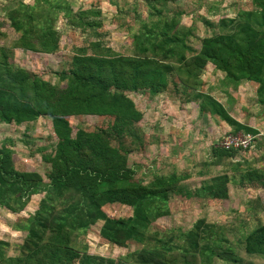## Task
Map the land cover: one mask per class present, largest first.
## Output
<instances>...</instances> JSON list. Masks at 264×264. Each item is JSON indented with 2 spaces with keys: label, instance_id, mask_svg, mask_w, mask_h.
<instances>
[{
  "label": "trees",
  "instance_id": "obj_1",
  "mask_svg": "<svg viewBox=\"0 0 264 264\" xmlns=\"http://www.w3.org/2000/svg\"><path fill=\"white\" fill-rule=\"evenodd\" d=\"M141 1L149 13L137 30H131V53H114L97 38L89 41L93 52L88 53L86 47L76 50L65 72V87L15 65L12 57L16 50L44 56L58 52L59 17L71 27L98 37L100 23L91 16L99 17L100 12H75L67 0H33L32 4L13 0L3 4L1 17L15 38L0 45V122L21 126L48 118L57 142L50 158L49 182L37 172L17 170L11 151L0 147V207L21 213L32 196L42 194L27 222L14 226L26 233L19 253L8 256L9 243L0 239V264H213L214 259L241 263L221 226L198 219L187 231L159 232L152 231L150 225L170 214L172 195L226 200L227 184L236 179L234 173H238L240 186L264 190V167L241 171L238 161L231 167L232 176H214L191 190L182 183L188 178L186 174H156L148 183L136 180L127 157L146 143L140 128L143 114L125 92L165 93L173 74L177 81L172 82L195 91L200 108L228 124L232 133L255 136V129L235 121L223 104L202 91L201 75L210 63L228 86L253 82L257 85L256 102L264 105V0H252L250 10H237L234 16L220 17L216 23L202 19L204 27L214 32L198 37L197 48L190 41L197 37L193 28L178 26L183 12L163 9L177 0ZM0 36L5 34L0 32ZM89 115L114 122L90 130L78 127L73 132L68 119ZM237 151L212 149L213 164L221 165ZM113 203H126L131 214L112 220L103 207ZM97 222H102L98 232L101 239L117 247L134 242L140 249L117 259L89 253L78 238ZM239 244L247 256L263 258L264 224L248 231Z\"/></svg>",
  "mask_w": 264,
  "mask_h": 264
},
{
  "label": "rangeland",
  "instance_id": "obj_2",
  "mask_svg": "<svg viewBox=\"0 0 264 264\" xmlns=\"http://www.w3.org/2000/svg\"><path fill=\"white\" fill-rule=\"evenodd\" d=\"M9 1L13 0H0V32L5 34V37L0 36V45L8 44L15 38L8 22L1 17L3 4ZM21 1L33 3V0ZM67 1L75 12L79 10L100 12L99 17L91 16L100 23L97 28V34L100 36L96 37L89 31L73 28L59 17L56 24L61 34L58 52L44 56L16 50L17 53L15 52L12 57L15 65L59 87L66 85L68 75L65 72L69 70L76 50L86 47L88 53L93 52V49L88 47L89 41L97 38L103 46L110 48L114 53H131L133 34L131 30H137L140 27V21H146L149 13L141 0ZM251 8L252 0H177L174 5L163 6V9L168 12L175 10L183 12L179 16L178 26L193 28L192 33L197 37L190 38V41L195 48L199 45L198 37L214 32L213 29L204 27L202 19L216 23L220 17H232L237 10ZM214 71H209L206 79L202 81V91L212 95L214 90L209 89L211 88L209 83H212L218 89V91L215 90L217 98L222 100L225 95L220 93V89L229 90L230 87L224 83L223 79H219L220 73ZM172 80L177 81L173 74H170L168 90L159 95L151 96L146 91L125 92L137 110L143 114L140 128L142 136L146 139L141 149H133L127 157L128 167L135 170L134 178L148 183L156 174L172 172L186 174L188 178L182 183L191 190L201 185L200 183L208 182L214 175L232 176L231 167L236 162L227 159L223 160L220 166H213L212 160L210 161L211 150L219 149L217 147L219 140L225 134L232 132L221 130L218 126L220 120L200 108L195 91L185 90L182 85ZM247 93L252 94L253 88H248ZM187 98L192 100L188 102L189 104L184 102ZM247 101L246 110H251L253 115H257L256 121L264 127V121L260 122L264 120L260 117L264 105H255L252 98H248ZM68 120L73 132L78 127L90 130L97 126L106 127L114 122L111 118L90 115L71 117ZM259 133L258 136H254L251 149L235 153V158L240 160L238 170L264 167V130L260 129ZM56 142L57 139L48 118L41 117L35 122L21 126L0 122V147H7L11 151L15 168L19 171L37 172L45 182L50 181V158ZM255 144L258 145L256 151L253 150ZM234 174L236 179L228 184L229 196L226 200H194L172 195L169 202L170 214L155 220L151 223L150 229L159 232L170 229L187 231L198 219H203L208 224L223 227L221 232L236 249V254L241 257L240 264H264V257L247 256L239 244L243 235L252 228L264 224V192L246 190L238 184V173ZM41 197L42 194L32 196L21 213H12L0 207V239L9 243V247L6 248L8 256L19 253V246L26 234L15 230V224L27 222L28 217L38 208ZM103 210L114 221L124 219L131 214V208L126 203L108 204L103 207ZM101 224L102 222L95 223L78 238L79 242L87 246L89 253L117 259L119 256L140 249L141 246L134 242H128L125 247H117L101 239L98 234ZM214 260L213 264H227L221 260Z\"/></svg>",
  "mask_w": 264,
  "mask_h": 264
},
{
  "label": "crops",
  "instance_id": "obj_3",
  "mask_svg": "<svg viewBox=\"0 0 264 264\" xmlns=\"http://www.w3.org/2000/svg\"><path fill=\"white\" fill-rule=\"evenodd\" d=\"M15 52L17 53V51H15ZM213 70H215L214 72L217 71L212 64L207 63L206 66H205L204 71L202 72L201 80L204 81L206 79V77L208 76V72L209 71H213ZM217 72L220 73L219 71H217ZM220 75L221 76H220L219 79L222 80L223 79V75L221 73H220ZM209 85H211V88H209V89L210 90H214L213 91V94L214 95L212 94L213 96L212 95L211 96L214 97L217 101H219L221 104L224 105V107L227 110L228 114L235 121H237L238 123H240L242 125L249 126V127L253 128V129H255L258 132L255 136H258V134H260L259 133L260 132V129L261 130H264V127L261 126V124H259V122L256 121L257 115H253L252 112H251V110H248V111L246 110V108H247V105L246 104L248 102L247 101L248 98L254 99L255 105H259L256 102V94H255V92H256L257 85L255 83L249 82V81H241L237 85H229V86L227 85L228 87H230L229 90H227V88L224 89L223 91L220 89V93H223L225 95L224 99H222L223 101L222 100H219L217 98V92L215 91V90L218 91L217 87H215V85L212 84V83H209ZM251 87L253 88V93L252 94H249V93H247V89L248 88L251 89ZM186 104H189V103L186 102ZM262 109H264V107ZM260 117H263L264 118V110L261 111ZM263 121L264 120H261L260 122L263 123ZM219 123L220 124L218 126L220 127L221 130L233 132L232 131V128L228 124H226L225 122H223V121L220 120ZM239 132L242 133V131H238V132H235V133H239ZM257 148H258V145L256 146V144H255L253 150L256 151ZM210 157H211L210 161L212 160L211 163L213 164V162H215L216 160H215L214 157H212V154L210 155ZM227 159H224V160H227ZM228 160H230L231 162L234 161L236 163H237V161H240L238 158H235V157L229 158ZM222 162H223V160L220 163H222ZM213 166H220V165H214L213 164ZM214 176H217V175H214ZM214 176H212V177H214ZM230 183H232V182H230ZM200 184L203 185L204 183H200ZM228 184H227V193H228V196H229V186H228ZM201 185H199L198 187H200ZM198 187H195V188H198ZM245 188H246V190L252 189V190H261V191L264 192V190L259 189V188H254V187H245ZM192 198L194 200L199 199V200L212 201V199H203V198H196V197H192Z\"/></svg>",
  "mask_w": 264,
  "mask_h": 264
},
{
  "label": "built area",
  "instance_id": "obj_4",
  "mask_svg": "<svg viewBox=\"0 0 264 264\" xmlns=\"http://www.w3.org/2000/svg\"><path fill=\"white\" fill-rule=\"evenodd\" d=\"M253 138L249 133H227L217 144L218 148L224 150H239L245 151L252 147Z\"/></svg>",
  "mask_w": 264,
  "mask_h": 264
}]
</instances>
